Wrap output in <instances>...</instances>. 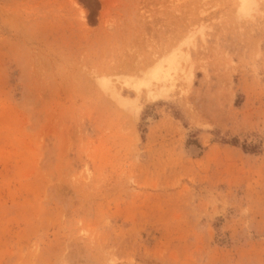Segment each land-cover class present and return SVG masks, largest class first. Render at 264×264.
<instances>
[{"label":"rangeland","instance_id":"374dc122","mask_svg":"<svg viewBox=\"0 0 264 264\" xmlns=\"http://www.w3.org/2000/svg\"><path fill=\"white\" fill-rule=\"evenodd\" d=\"M257 3L0 0V264H264Z\"/></svg>","mask_w":264,"mask_h":264},{"label":"bare ground","instance_id":"6f19581e","mask_svg":"<svg viewBox=\"0 0 264 264\" xmlns=\"http://www.w3.org/2000/svg\"><path fill=\"white\" fill-rule=\"evenodd\" d=\"M235 2L237 3L236 14L239 17H242L244 15H252V10L258 11L259 6H260V5H258L257 0H235ZM260 9H261V7H260ZM258 13H261V12H258ZM182 59H183V61L186 60L188 62H191V57H190V54L188 52H185L183 50H180L177 53L173 52L171 54V56H169L168 59L165 60L167 62V65H165L163 63V61L156 64V65L152 64V67L145 72L150 79H153L156 82L161 83V85H162L161 88L156 89V90H154L152 88L149 89V91H148V95L150 96L149 99H151V97L157 98L160 95H162V96L167 95L166 93H167L168 89L173 88L175 86V84H176L175 82L178 79V77L173 75L172 70H173V72H176V73L178 70H180V69L182 70V67L180 66V64H181L180 61ZM186 72H184V73L186 74ZM192 74L190 72H189V74H186V75H188L187 80L188 79L190 80L191 78H193ZM190 81H192V80H190ZM168 82L170 83L169 84L170 87L167 85ZM189 83L190 82L188 81V84ZM107 85H109V84H107ZM135 85H134V87L139 86L138 84H135ZM107 88H108V86H107ZM110 92H112L114 96L117 94H120L119 91L115 88H112V90L110 89ZM136 105L139 106V104H135V107H137Z\"/></svg>","mask_w":264,"mask_h":264}]
</instances>
